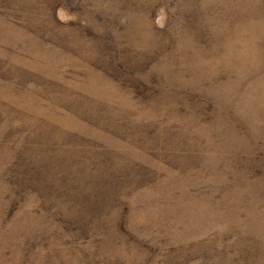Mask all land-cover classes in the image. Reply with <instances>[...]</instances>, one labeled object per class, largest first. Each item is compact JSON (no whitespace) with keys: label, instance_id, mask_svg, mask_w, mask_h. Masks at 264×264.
<instances>
[{"label":"rangeland","instance_id":"rangeland-1","mask_svg":"<svg viewBox=\"0 0 264 264\" xmlns=\"http://www.w3.org/2000/svg\"><path fill=\"white\" fill-rule=\"evenodd\" d=\"M0 264H264V0H0Z\"/></svg>","mask_w":264,"mask_h":264}]
</instances>
